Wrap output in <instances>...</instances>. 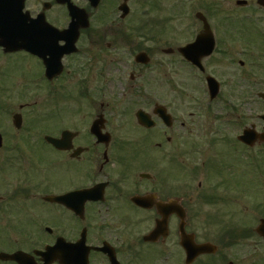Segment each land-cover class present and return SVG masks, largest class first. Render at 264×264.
Instances as JSON below:
<instances>
[{"label": "flooded vegetation", "instance_id": "1", "mask_svg": "<svg viewBox=\"0 0 264 264\" xmlns=\"http://www.w3.org/2000/svg\"><path fill=\"white\" fill-rule=\"evenodd\" d=\"M159 1L0 0V92L23 93L0 103V264H264V120L252 124L251 144L240 140L243 121L234 138L237 106L221 82L214 97L207 70L217 55L224 69L218 28L254 20L209 21L213 40L190 49L195 64L180 48L204 23L161 36ZM164 61L187 67L204 92L192 111L163 100ZM55 115L60 124H40ZM50 138L68 140L58 148ZM39 142L52 163L84 164L91 175L70 188L47 184L41 153L19 147ZM204 205L219 213L194 208ZM184 241L199 253L188 258Z\"/></svg>", "mask_w": 264, "mask_h": 264}, {"label": "rangeland", "instance_id": "2", "mask_svg": "<svg viewBox=\"0 0 264 264\" xmlns=\"http://www.w3.org/2000/svg\"><path fill=\"white\" fill-rule=\"evenodd\" d=\"M159 1V0H158ZM236 0H160L154 9H157L152 14L155 15V25L161 27L162 25L165 30L163 32H159L161 36L170 35L173 32L177 33V36H181L183 38L186 24L188 26L199 21L195 18V13L197 11H201L206 15L209 21L213 24L216 20L225 19L226 17L235 18V17H248L252 16V19L258 23V26L253 22L243 23L249 26L246 29V32L243 34L242 26H237L239 28L238 32H235L234 29L232 31V26L222 25L221 29L218 28V36L225 38V43L223 49L225 50L224 59V71L220 69L218 63L216 64L215 59L218 60L219 56L210 61V65L208 64L207 70L214 76L217 80H219L222 84V92L227 98L232 102V106H237V111L233 113V125H234V138L240 133L241 127L238 125L240 121H243L244 125L247 127L255 124L258 128H261L262 123L258 120V114H262L264 112V100L260 99L257 96V93L264 91V10L260 9L257 4L249 5L247 8L236 5ZM179 7L184 8L185 11L179 14ZM252 21V20H251ZM154 24V23H153ZM198 26V25H197ZM263 27V32L257 35L258 28ZM237 28V30H238ZM161 29V28H160ZM158 29V30H160ZM250 31V32H249ZM180 39V38H178ZM254 42L253 45H250L251 42ZM165 42V41H164ZM167 42V41H166ZM260 50V48H262ZM256 57L258 59V69L260 71L253 70L255 66H252L253 58ZM243 61V65L241 64ZM182 64H177L176 66L179 69H174L172 65H169L168 62L164 61L163 64V73H170L168 76V82H165L164 87L162 88L165 97L163 100L166 101L168 105L176 107L175 112H177V104L183 105L184 110L190 108L192 111V106L189 104L194 102L198 95L200 98H204V92L196 89V83L193 81L192 73L189 72L187 67L184 68L181 66ZM21 73V69H20ZM216 74H221L220 76H216ZM1 83L3 82L2 79ZM194 83V85H193ZM175 84L176 92L172 91V87ZM10 86H12L10 84ZM200 86V84H199ZM117 87V86H116ZM119 88V87H118ZM161 89V90H162ZM202 89V88H201ZM160 90V91H161ZM178 93H182L183 96H177ZM7 94V93H6ZM4 92H0V103H4L7 97H10L12 100H15L16 97L23 96V93L20 92L17 94L11 93L10 95H6ZM161 94V93H160ZM176 100V104L174 100ZM208 99L205 97V101ZM171 111H173L171 109ZM187 112V111H186ZM186 112H184L186 114ZM49 114V113H48ZM3 113H0V124H2ZM64 116L62 115V118ZM46 115H41L40 119H46ZM61 116H53L51 119L49 118V123H40L45 127H54L55 125L60 124ZM134 125L131 124V131L134 130ZM130 128L126 130H130ZM241 128V129H240ZM139 130L136 131L138 134ZM178 146V145H177ZM20 150H34L36 153H41L42 155V166L40 171L43 175H45L46 181H50L47 184L54 185L55 182L59 184L61 187L70 188L73 184H81L86 179H88L89 175H91L90 168L88 166L76 164L75 166L69 167V165L65 163H52L51 158L55 152L52 151L51 148L45 146L42 143H38L33 145L32 147L28 146V143H20ZM237 148V146L235 147ZM180 151V150H179ZM177 151V153H179ZM62 158V154L60 155ZM174 169L175 174L180 175L183 170L180 164H176L174 161ZM262 181H258L257 185H264V179L260 178ZM249 187V186H248ZM253 189H257L256 184L251 185ZM250 188V187H249ZM256 191V190H255ZM253 191V193L255 192ZM252 193V190L249 191ZM242 191L239 195H242ZM238 205L246 214L249 213L248 207L251 206V201L248 198H240L238 201ZM196 210H202V215H212L213 212L218 210L214 209V205H204L203 207L196 206L194 207ZM219 213V212H218ZM227 217V216H226ZM202 220L192 215L191 221L198 222ZM212 222L218 221V217H215ZM197 223V224H198ZM218 223V222H217ZM201 237V236H200ZM205 238H200V240H204ZM237 250V248L235 249Z\"/></svg>", "mask_w": 264, "mask_h": 264}, {"label": "water", "instance_id": "3", "mask_svg": "<svg viewBox=\"0 0 264 264\" xmlns=\"http://www.w3.org/2000/svg\"><path fill=\"white\" fill-rule=\"evenodd\" d=\"M260 2L264 3V0H260ZM197 16H198L199 18H201V19L205 22V26H204V28H205V34H203L201 38H206L207 36L211 37L210 28H209V26H208L207 23H206V18L203 17L202 14H200V13H198ZM199 42H201V39L198 38V40H197L195 43H199ZM184 50H185V49H184ZM263 118H264V116H263ZM245 133H246V134L244 135V138L248 137L247 140H252V139H253V137H254V133H253V136H252V134H251V130L249 131V133H248V132H245ZM242 137H243V136H242ZM66 140H68V139H66V138H63V139H60V140L51 139V141H52L55 145H57L58 147H60L61 144H62V146H65ZM261 234L264 235V228H261ZM183 243H184L185 247H186L187 249H189L188 243L185 242V241H184ZM199 249H200V248H199Z\"/></svg>", "mask_w": 264, "mask_h": 264}]
</instances>
